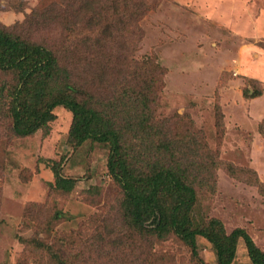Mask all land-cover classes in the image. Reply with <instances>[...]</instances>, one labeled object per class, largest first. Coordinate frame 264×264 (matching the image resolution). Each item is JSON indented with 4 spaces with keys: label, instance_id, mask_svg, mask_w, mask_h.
<instances>
[{
    "label": "rangeland",
    "instance_id": "1",
    "mask_svg": "<svg viewBox=\"0 0 264 264\" xmlns=\"http://www.w3.org/2000/svg\"><path fill=\"white\" fill-rule=\"evenodd\" d=\"M0 1L1 28L51 47L71 68L76 85L109 97L108 81L116 73L104 53L91 60V52L99 50L91 49L99 47L97 35L90 33L92 46L85 49L82 34L64 32L75 24L77 30L83 27L82 0ZM141 1L147 10L136 20L141 40L134 57L141 62L155 56L163 69L153 105L156 120L166 137L183 139L191 158L217 165L213 187L206 185V176L201 175L202 182L190 174L198 182L195 211L202 220L219 218L227 232L245 228L264 250V134L259 131L264 0ZM48 6L49 13L41 11ZM101 68H108L104 81ZM253 84L263 94L247 98L245 88ZM53 113L44 130L18 136L7 99L0 97V264H48L49 255L29 244L34 237L74 264H218L214 246L200 236L194 259L192 249L175 236L128 232L120 209L123 192L107 167L109 145L78 143L69 134L72 112L58 106ZM188 136L194 138L190 143ZM157 155L151 151L144 157ZM55 163L63 176L75 180L70 192L51 186ZM232 264H253L242 238Z\"/></svg>",
    "mask_w": 264,
    "mask_h": 264
},
{
    "label": "trees",
    "instance_id": "2",
    "mask_svg": "<svg viewBox=\"0 0 264 264\" xmlns=\"http://www.w3.org/2000/svg\"><path fill=\"white\" fill-rule=\"evenodd\" d=\"M82 3L81 10L87 17L82 19L83 27L77 30L75 24L64 32L77 37L82 34L85 49L92 46L90 33L97 35L93 39L99 40V47L91 49L99 50L97 55L91 52V60L98 61L104 53L113 61L111 72L116 73L108 81L109 97L95 96V91L76 85L71 68L62 65L51 47L0 27V73L6 77L0 80V97L7 99L14 133L29 136L44 130L55 118L56 107L67 108L73 114L69 134L78 143L93 140L109 145L107 167L123 192L120 209L128 232L141 236L151 234L158 239L175 236L192 249L194 259L199 255L197 239L200 236L214 246L218 264L234 262L242 238L252 263L264 264V250L245 228L227 232L219 218L202 220L195 211L198 182L191 181L190 174L202 182L206 179L201 175L206 176V185L213 187L212 170L217 165L210 159L191 158L187 147L182 146L183 139L174 141L166 137L162 132L163 123L156 120L153 105L160 80L158 72L163 69L154 61L155 56L141 62L134 57L141 40L136 20L147 10L143 9L145 4L141 0H82ZM49 9V6L42 7L41 11L49 13ZM107 75L108 68H101L103 81ZM244 94L247 98L261 96L263 89L253 84V89L246 87ZM259 131L264 134V119L259 123ZM188 137L190 143L194 138ZM138 144L143 150L135 149ZM151 151L159 155L148 160L144 155ZM53 171L55 182L51 186L55 190H73L74 179L63 176L56 163ZM29 242L38 252L49 255L48 264H74L42 239L34 237ZM195 264L207 263L196 260Z\"/></svg>",
    "mask_w": 264,
    "mask_h": 264
}]
</instances>
